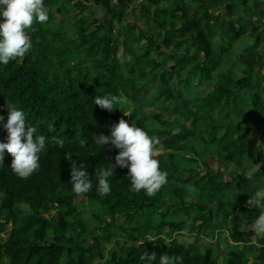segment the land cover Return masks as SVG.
<instances>
[{
  "label": "trees",
  "instance_id": "trees-1",
  "mask_svg": "<svg viewBox=\"0 0 264 264\" xmlns=\"http://www.w3.org/2000/svg\"><path fill=\"white\" fill-rule=\"evenodd\" d=\"M148 1L132 19L126 9L134 0H45L49 19L30 30V51L0 65L4 123L10 104L24 112L37 135L46 136L40 167L30 178L11 171L13 157L5 150L0 195L6 217L0 219V239L8 225L12 229L0 243V264H63L65 256L66 264H146L145 253L182 255L184 264H216L207 245L203 252H187L168 243L186 230L187 220L198 221L200 233L219 222L222 229L233 226L229 248L231 242L264 244L251 229L237 231L241 217L235 204L264 189V151L246 153L241 146L251 135L264 145V61L259 67L253 63L255 53H264V0ZM243 6L247 16L241 15ZM129 19L132 25L125 28ZM178 71L186 78L168 101L162 94ZM109 94L126 97L133 107L121 104L109 111L94 104L96 96ZM121 119L159 139L157 158L168 182L154 197L131 192L128 169L120 167L109 178L110 194L101 198L96 192V172L115 163L119 150L107 145L102 150L94 139L110 135ZM175 128L178 135H172ZM0 142H7L3 123ZM184 151L203 159L205 171L196 158L180 165L176 153ZM73 162L85 164L93 182L82 197L69 183ZM241 165L257 168L252 179L242 171L226 181L224 171L230 174ZM78 198L102 225L123 218L139 244L120 253L95 252ZM51 203L58 206L59 228L54 233L48 218L32 228L20 206L38 212ZM226 203L231 206L223 211ZM69 229L72 238L66 235ZM227 264L248 261L234 246Z\"/></svg>",
  "mask_w": 264,
  "mask_h": 264
},
{
  "label": "clouds",
  "instance_id": "clouds-1",
  "mask_svg": "<svg viewBox=\"0 0 264 264\" xmlns=\"http://www.w3.org/2000/svg\"><path fill=\"white\" fill-rule=\"evenodd\" d=\"M48 9L45 0H0V65H8L17 58H22L32 47L30 30L34 24H44L48 21ZM94 104L109 111L117 105L128 104L127 98L119 95L96 96ZM10 113L4 123L5 117L0 115V123L7 132V142H0V164H3L5 150L13 157L11 171L20 179L30 178L40 167V153L45 149L46 136L37 135L36 128L26 122L22 110L9 104ZM119 108V107H118ZM125 115L129 113L125 112ZM179 128L172 130V135H178ZM83 143V142H82ZM94 143L102 150L107 145L109 150L118 149L115 163L96 172V192L103 198L110 194L111 184L109 178L114 176L117 167L127 168V177L130 180V191L148 197H154L160 189L167 184V173L160 168L158 155L161 149L159 139L150 137L143 128L136 123L131 126L121 119L110 135L95 137ZM63 147V141L57 140ZM71 160V157H67ZM247 180L252 179L250 172L244 173ZM71 190L77 197L89 193L93 182L83 163L73 162L71 166ZM250 209L259 210V215L252 222L251 229L257 235L264 236V189L257 190L250 195L247 201ZM141 260L146 264H184L183 256L167 253L157 258L156 254L145 253Z\"/></svg>",
  "mask_w": 264,
  "mask_h": 264
},
{
  "label": "rangeland",
  "instance_id": "rangeland-1",
  "mask_svg": "<svg viewBox=\"0 0 264 264\" xmlns=\"http://www.w3.org/2000/svg\"><path fill=\"white\" fill-rule=\"evenodd\" d=\"M62 3V0H60ZM149 2L148 0H134V2L129 6V8L126 9V12L131 15V18L136 15V9L139 8V6H142L143 4H147ZM56 3L59 4V0H56ZM169 5L167 2H162V7H167ZM254 4L249 2V6H253ZM73 6V4H72ZM247 7H242L241 12L243 16H247L246 13L248 12ZM139 13V12H138ZM98 17H101L100 12L95 14ZM133 19V18H132ZM132 19H129L128 21H124V27L129 28L132 24ZM264 20V19H263ZM259 23V22H257ZM123 27V28H124ZM122 32V29L118 30V32ZM119 34V33H118ZM120 36L121 33H120ZM155 39V36L153 40ZM225 51V50H224ZM227 52V51H226ZM225 52V53H226ZM254 59L253 63L256 67H258L263 61H264V53H255L254 54ZM186 78V72L183 71H178L175 75V80L171 85H168L166 89L164 90V93L162 94L163 97H166L167 100H170V96L173 93V90L180 88L181 81ZM174 90V91H175ZM129 105H133L132 102L128 100ZM133 107V106H132ZM250 141L247 144L242 145V148L248 152V153H255L258 149L260 151H264V145L261 139L253 138V136H250ZM173 153V152H169ZM178 156V162L180 165H186L189 166L190 164H187L186 162L183 161L185 158H197L194 154L188 151L184 152H178L176 153ZM199 163L201 164V168L203 167L204 160L201 158H198ZM211 164V163H210ZM261 166V165H260ZM259 167V166H258ZM214 168L215 165H214ZM250 170V168H247ZM257 169V168H255ZM255 169L253 171H255ZM218 170H216L217 172ZM251 171V170H250ZM251 171V172H253ZM233 172V171H232ZM4 195H0V219H4L6 217V212L3 211V203H4ZM82 198H78L76 200V204L79 206V209L83 212L84 218L90 223V234H87V242L89 245L93 246V249L95 252H102L104 254H108L111 251L116 250L117 252H122L123 250H128L134 243L135 241V235H133L128 229V223L123 218H120V220L115 223V222H110L106 225H102L93 215L92 211L90 210L89 207L83 204L81 201ZM176 205H179V201H174ZM167 206H170L171 203L169 200H167ZM25 214V219L27 222L30 224L32 228H36L42 218H48L51 220L53 224V232L56 231L58 227V206L56 204H50L45 206L42 210L36 212L33 211L29 206H20ZM5 212V213H4ZM176 219H180L179 215L177 214L175 216ZM199 222H195V226ZM199 226V225H198ZM12 226L11 224L8 225L6 231L2 234V238L0 239V243H5L6 240L8 239L10 232H11ZM55 233V232H54ZM170 233V232H169ZM66 235L68 238L74 237V231L72 229H69L66 232ZM54 236V235H52ZM204 237V239H202ZM54 237H50L49 240L54 242L53 240ZM210 240L209 237H206L205 234L200 233V230H196L193 234L190 233L189 231H183L180 234H174L172 238H168V243L171 244L172 247L174 248H179L184 251H194L195 249H200L202 252L205 251L204 245L201 240ZM216 239V238H215ZM220 241V239H219ZM139 244V243H136ZM225 251L224 249H222ZM191 251V252H192ZM69 258L65 256V259H63V264H66L67 260Z\"/></svg>",
  "mask_w": 264,
  "mask_h": 264
},
{
  "label": "crops",
  "instance_id": "crops-1",
  "mask_svg": "<svg viewBox=\"0 0 264 264\" xmlns=\"http://www.w3.org/2000/svg\"><path fill=\"white\" fill-rule=\"evenodd\" d=\"M59 2H60V0H59ZM174 2L177 3L178 0H174ZM155 38H156V36H155ZM253 138H257V137L253 136ZM257 139H260V138H257ZM250 140L251 139L249 137L248 141L244 144H247ZM244 144H241V146ZM259 152H261V151L258 149L255 153H259ZM246 153H248V152H246ZM255 153H253V154H255ZM190 159H192V157H190ZM196 159H198V158H196ZM260 167L262 168V165L259 166V168ZM247 168H250V166L249 165H241L239 167L238 171H236L234 168H232V170H230V174H228L226 171H224L226 173V175H225L226 181L228 180L229 182H232V180L235 177H237L240 174V172H242V171H247V172H250L251 174L255 173V171H253L254 169H250L251 171H253V172H251ZM200 171L201 172L205 171L204 165L201 168V164H200ZM248 200H249V198H248ZM235 204H236V208H237V210H236L237 214L241 217V222L237 226V231L245 233L247 230L251 229L252 222L259 215V210L255 209V208L250 209L248 207L247 201H244L242 203H236L235 202ZM230 206L231 205L229 203H226V204H223L221 206V209L223 211H225V210H228L230 208ZM232 217H233V215H232ZM198 229H199L198 224L195 226V222L190 221V220L186 221V230L185 231H189L190 233L193 234ZM233 229L234 228L231 225L229 226V229H227V228L222 229L221 223L219 222V223L214 224V230H212V231L209 230L205 233H201V235L205 234V236L209 237V239H210V240H207V238H206L205 242H204V240H201V241H202L203 245H207L205 247H211L213 249V253H212L213 262L216 264H227V256L229 254H231V252L233 251V247L237 246L238 253L240 254V256L242 258L247 259L248 264H264V244L262 245L261 243H259V241H252L251 243H239L237 245H235L233 242H231L230 246L232 248L228 247V244L230 242V232ZM51 237H54V236H51ZM254 238L262 239V238H264V236L257 235L255 233ZM202 239H204V237H202ZM219 239H220V241H219ZM53 240H54V238H53ZM50 243H53V242L50 241ZM222 249H224L225 251H223ZM191 251H188V252H191ZM5 264H7V263H5Z\"/></svg>",
  "mask_w": 264,
  "mask_h": 264
}]
</instances>
